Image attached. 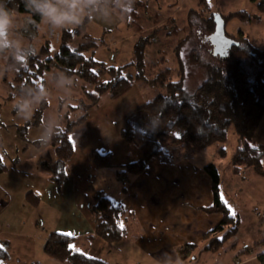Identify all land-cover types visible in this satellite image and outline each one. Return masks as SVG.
I'll return each instance as SVG.
<instances>
[{"label":"trees","instance_id":"1","mask_svg":"<svg viewBox=\"0 0 264 264\" xmlns=\"http://www.w3.org/2000/svg\"><path fill=\"white\" fill-rule=\"evenodd\" d=\"M0 4L9 9L11 15L14 13L24 15L27 24L37 31L41 18L26 9L24 0H0ZM199 4V10L189 11L187 25L184 27L178 26L172 17L161 24L160 16L157 14L153 29L148 34L137 25V21L141 19L140 13L147 6L146 2L135 0L134 11L130 14H123L114 9L131 25H137L138 38L133 47L134 61L122 66H108L86 54L97 47V44L91 41L92 38L85 34L87 24L90 22V17H86L79 27L70 31L63 30L60 51L54 58L44 61L35 56L31 59L34 63L29 62V65H26L18 55H4L6 66L15 70L17 74L13 88L18 95L31 93L34 87L42 89L40 85H45V73L58 69L67 77L77 78L94 86L93 92L97 96L89 94L92 99L89 108H92L99 104L101 96L106 93H109L112 99L118 100L133 90L136 81L148 82L151 86L163 89L164 92L126 116L120 133L121 138L138 148L141 158L126 165L123 173L140 175L146 171L152 159L166 163L174 162L173 154L168 147L201 152L218 143H224L228 140L229 131L233 127L239 146L232 158L233 174L241 175L246 169H253L264 180L262 164L264 145L253 144L264 117V51L256 48L244 33L230 35L226 31L228 22L234 18L252 21L258 17H252L247 11L222 16L213 11L207 0H200ZM259 7L264 11V0H261ZM218 24L223 28L219 32ZM80 35L87 41L72 48L70 44ZM165 35L171 39L161 45ZM172 38L176 39L173 51L179 64V80L171 78L170 69L162 70L155 79L148 80L145 63L147 48L149 46L161 48L168 43L173 45ZM189 43L192 48L188 56L192 64L205 73V78L193 91L187 86L188 75L181 54ZM44 50L49 52V47L46 46ZM162 52L160 50V53ZM132 66L137 70L136 77L125 76V71ZM47 105V101L40 104L35 112L34 121L24 127V133L31 125L41 124ZM88 117L87 114L80 120L69 123L66 129L62 130L61 136L50 143L54 147L56 160L42 163L41 168L58 186L68 180V163L75 154L71 133ZM151 120L158 125L157 128L151 126ZM5 128L0 122V138ZM34 144L40 146L38 141ZM89 159L98 169L113 166V157L110 153L93 151ZM7 170L8 167L0 152V174ZM204 170L212 179L215 198L214 206L206 211L223 216L216 231L232 226L229 233L236 235L240 220L230 214V209L222 200L220 173L215 164L206 165ZM26 197L34 206L39 203L33 192H29ZM91 215L96 234L106 242L117 244L127 238L123 222L128 213L120 202L98 191L91 201ZM74 244L75 239L71 236L51 233L44 246V252L61 263L108 264L77 252ZM212 244L211 250H216L223 244V240H215ZM4 257L0 249V260ZM257 261L258 264H264V254L260 255Z\"/></svg>","mask_w":264,"mask_h":264},{"label":"crops","instance_id":"2","mask_svg":"<svg viewBox=\"0 0 264 264\" xmlns=\"http://www.w3.org/2000/svg\"><path fill=\"white\" fill-rule=\"evenodd\" d=\"M125 118L122 116L119 122L120 133ZM83 124L71 133L75 154L68 163V180L61 186L42 168L40 172L32 170L28 149L17 152L16 147L11 164L4 160L8 170L0 174V249L5 257L0 264H68L45 254L44 246L51 233L73 237L77 252L108 264H158L166 253L178 257L182 264H195L204 259L210 253L212 243L222 240L219 238L222 230L216 231V228L223 216L206 211L214 206L215 198L212 179L204 170L206 165H196L191 160L198 152L182 150L185 152L179 160L171 163L152 159L145 172L133 176L120 169L141 158L139 149L122 140L120 133V140L117 139L110 151L79 149L76 134ZM0 143L2 154L3 143ZM253 144L264 145V117ZM238 148L237 142L236 151ZM93 151L112 155L113 166L110 168L118 169L113 171L112 177L101 174L91 163L89 155ZM217 153L222 157L226 150L219 149ZM48 157L49 162L56 160L52 155ZM40 160L41 165L47 162L42 157ZM230 172L232 187L229 192L238 196L237 199L254 202L252 209L264 225V181L257 179L251 169L234 175L231 164ZM98 191L120 202L128 213L123 222L127 238L120 243L110 244L96 234L91 201ZM29 192L38 198L36 206L28 201ZM234 216L240 220L237 232L240 238L236 241L239 246L242 220L240 216ZM246 243L249 244L244 255L231 264H258V257L264 254V232L254 240L247 238Z\"/></svg>","mask_w":264,"mask_h":264},{"label":"rangeland","instance_id":"3","mask_svg":"<svg viewBox=\"0 0 264 264\" xmlns=\"http://www.w3.org/2000/svg\"><path fill=\"white\" fill-rule=\"evenodd\" d=\"M142 1L146 2L147 6L140 13L141 19L137 21V25L141 26L146 34L153 29L157 14L160 16L161 24L166 19L172 17L178 26L184 27L187 25L189 11L200 9V0ZM207 2L215 13L222 16H228L231 13L240 11H247L252 17L257 16L258 19L252 21L234 18L228 22L226 31L230 35H238L240 32L244 33L256 48L264 51V11L259 7L261 0H207ZM11 16L10 38L14 41L17 48L24 47L29 51L30 58L27 61L20 56L26 65H29V62L34 63L31 59L35 56L40 60L47 61L59 53L63 30L51 31L41 21L37 31H34L33 27L25 21L26 17L24 15L14 13ZM137 25H131L122 15L114 10L110 20L105 21L90 18V22L85 29V34H88L92 38L91 41L95 42L97 47L86 52V54L97 61L106 63L108 66H122L132 63L134 61L133 47L138 38ZM77 27L79 26L73 29ZM183 36L181 35V37ZM168 39H171V37L168 35L163 36L161 45ZM172 39L173 45L168 43L164 44L161 48L157 46H149L147 48L145 63L148 80L155 79L159 72L165 69L171 70V78L173 80H179V64L173 51L176 39ZM86 41L83 35H80L75 37L70 46L75 48ZM46 46L49 47V52L44 50ZM191 48L192 45L190 43L187 44L181 54L188 75L187 86L193 91L198 88L205 78V73L192 64L188 56ZM160 50L163 52L160 53ZM4 55L11 56L16 55V53L12 50H0V122L6 127L2 132L1 141L3 147L1 151L5 162L11 164L14 158L12 154L16 147L17 152L23 151L24 148L28 149V155L31 158L30 165L33 171H41V157L47 162L51 161L48 155H52L54 160L56 159L55 150L51 144L47 147L41 146L40 148L34 144V141L38 140L41 128L44 126L46 120H60L63 122L64 129H66L69 123L76 122L88 114V120L77 130V148L84 147L85 150L95 148L97 150L104 149L110 151L117 139L120 140L121 125L119 122H121V117H126L131 110L152 101L164 92L163 89L151 86L148 82L136 81L133 90L123 98L114 100L109 93H106L101 96L97 106L89 108L92 104L89 94L97 96L93 92L94 86L77 78H70L67 82L70 87L65 86L58 81V77L62 73L58 69H53L45 73V85H40L42 89H46L45 98L48 104L43 115V120L37 126L31 125L28 127L27 132L24 133V127L29 122L34 121L35 113L31 120L28 121L18 117L14 108V97L18 94H16L13 88L17 74L15 70L6 66L3 58ZM136 74L137 70L134 66L124 73L125 76L131 75L133 77H136ZM40 104L36 105L37 109ZM236 147L237 136L232 127L226 142L213 145L200 153L198 152L194 157H190L196 165L204 167L213 163L218 167L221 177V197L227 203L230 214L240 216L243 225H241V241L239 246H237L236 241L240 237L237 234L229 233L232 230V226L226 227L219 235V238L223 240V244L216 250L209 251L210 253L204 259L195 264H231L238 256L244 255L246 245L249 244L246 243L247 238L254 240L259 233L264 232L261 218L252 209L254 202L237 199L238 196H233L229 192V189L232 187L229 182L232 177L230 167ZM219 149H225L226 154L221 157L217 153ZM168 150L173 154V160L176 162L185 152L173 147H168ZM111 169H100V173L112 177L113 171H118V169ZM120 171H125V169L121 168ZM251 172L255 173L257 179L263 183L262 176L254 172L253 169H251ZM101 182L107 186L105 181ZM254 188L258 193L257 184L254 185ZM190 261L192 262V258H190Z\"/></svg>","mask_w":264,"mask_h":264},{"label":"clouds","instance_id":"4","mask_svg":"<svg viewBox=\"0 0 264 264\" xmlns=\"http://www.w3.org/2000/svg\"><path fill=\"white\" fill-rule=\"evenodd\" d=\"M135 0H24L27 10L38 15L41 21L51 30H72L80 26L86 17L92 19L110 20L113 10H118L123 14H130L134 11ZM12 16L9 9L0 4V50H12L16 55L23 57L27 61L29 51L24 47L17 48L10 38V26ZM67 77L61 74L58 81L68 85ZM46 89L35 88L31 93H24L14 97V108L19 118L31 120L38 110L36 105L46 102ZM151 126L157 128L158 125L151 120ZM64 131L63 122L60 120H46L41 128L38 143L42 147H47L53 139H57ZM158 264H182L178 257L172 253H166Z\"/></svg>","mask_w":264,"mask_h":264},{"label":"water","instance_id":"5","mask_svg":"<svg viewBox=\"0 0 264 264\" xmlns=\"http://www.w3.org/2000/svg\"><path fill=\"white\" fill-rule=\"evenodd\" d=\"M220 30H223V28H221L220 24H218V26H217V32H219Z\"/></svg>","mask_w":264,"mask_h":264},{"label":"built area","instance_id":"6","mask_svg":"<svg viewBox=\"0 0 264 264\" xmlns=\"http://www.w3.org/2000/svg\"><path fill=\"white\" fill-rule=\"evenodd\" d=\"M262 219H264V215L262 216Z\"/></svg>","mask_w":264,"mask_h":264},{"label":"flooded vegetation","instance_id":"7","mask_svg":"<svg viewBox=\"0 0 264 264\" xmlns=\"http://www.w3.org/2000/svg\"><path fill=\"white\" fill-rule=\"evenodd\" d=\"M225 53V52H224Z\"/></svg>","mask_w":264,"mask_h":264}]
</instances>
